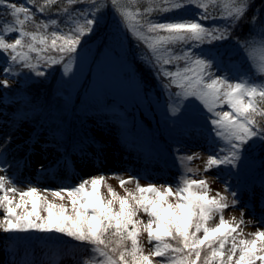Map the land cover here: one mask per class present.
Listing matches in <instances>:
<instances>
[{"label": "snow or ice", "instance_id": "1", "mask_svg": "<svg viewBox=\"0 0 264 264\" xmlns=\"http://www.w3.org/2000/svg\"><path fill=\"white\" fill-rule=\"evenodd\" d=\"M0 8L7 17H0V53L7 65L0 70L6 77L0 88L10 89L7 77L24 70L39 78L61 65L65 75L71 73L84 38L109 10L143 46L145 63L162 88L171 91L169 115L183 112L195 120L198 108L215 145L203 168L193 167L202 153L174 149L179 171L172 182L141 184L139 175L125 179L112 173L121 177V194L103 173L56 188L31 182L22 187L7 174L4 149L11 137H6L0 144V232L75 241L90 253L80 264H264V227L245 231L264 225V215L245 219V203L239 217L226 219L225 211L242 201L227 183L213 189L206 175L238 167L252 142L264 145V0L259 8L255 0H0ZM190 8L196 9L194 16L181 15ZM217 20L222 23H208ZM243 22L249 32L236 44L253 71L233 79L216 71L223 56L205 45L231 40ZM51 167L66 172L68 165L58 159ZM40 169L47 171L44 165ZM145 234L147 253L141 243Z\"/></svg>", "mask_w": 264, "mask_h": 264}, {"label": "rangeland", "instance_id": "2", "mask_svg": "<svg viewBox=\"0 0 264 264\" xmlns=\"http://www.w3.org/2000/svg\"><path fill=\"white\" fill-rule=\"evenodd\" d=\"M187 15L192 17L193 13ZM7 38L14 39L15 33ZM0 59L5 60V54L0 53ZM3 68L0 63V70ZM216 71L226 75L221 69L217 68ZM84 75L83 71H79L70 76H63L56 87L57 94L51 98L53 108H41V111L30 113L22 110L26 107V97L20 86V77H7L13 86L10 89L0 88V101L6 99L0 112V144L4 143L6 137H11L10 143L4 149L9 166L7 174L22 187L31 182L41 188H56L61 183L74 184L82 178L101 173L109 176L107 183L121 194L124 193L119 179H126L129 175H139L141 184L172 182L179 171L174 158V149L177 148L182 153H202V159L193 161V167L198 165L203 168V160L211 154L215 145L212 144L203 116L198 115V108L194 109L200 117L198 119H190L182 112L181 115L172 117L173 121L157 125L155 113L170 116L166 107L156 104L152 108L146 104L136 84L130 85L124 77L120 64L109 58L96 65L91 86L76 106L75 92ZM4 78L5 75L0 71V79ZM108 103L111 105H107ZM113 105H116L115 110ZM120 107L129 111L130 117L117 114L116 111ZM223 110H228L227 106ZM141 112L150 118L154 127L168 126L169 129L183 130L168 132L167 143L171 146L167 151L168 155L159 153V157L158 151L151 152L153 144L160 142L155 133H144L142 130ZM134 123L138 125L135 133L144 140L145 145L128 148V140L123 133L124 127ZM184 123H190L192 126H182ZM199 125L206 131L200 133L194 130L195 126ZM65 152L70 154L73 163L78 164V170L74 169L72 172L70 163H67L66 172L63 167L59 172L51 167ZM40 165H44L47 171H41ZM112 173H120L121 177L112 178ZM206 175L214 181L213 189L223 190L227 183L230 190L236 191L242 201L239 207L225 211L226 219L233 215L239 217V209L245 203L248 205L245 219L256 221L264 215V146L259 140L252 142L246 149L238 167H226L219 172L213 170ZM238 177L247 184L237 189L233 184ZM127 187L132 188L134 185ZM104 191L106 192V189ZM49 199L52 197L49 196ZM55 202L68 203L67 200ZM257 226L264 227L254 224L245 228V231H255ZM39 235L44 236L35 232H0V264H22L25 260L32 264H80L83 258L90 255L84 246L75 241L62 237L41 238ZM141 243L147 253L151 245L147 243L146 234L141 237Z\"/></svg>", "mask_w": 264, "mask_h": 264}, {"label": "trees", "instance_id": "3", "mask_svg": "<svg viewBox=\"0 0 264 264\" xmlns=\"http://www.w3.org/2000/svg\"><path fill=\"white\" fill-rule=\"evenodd\" d=\"M255 5L260 7V0H255ZM222 7V4L219 5ZM76 7H81L77 5ZM196 9H188L181 13V15L188 16L187 13H193L195 15ZM251 15V13H249ZM261 17L264 18V13H260ZM0 17H4L6 14L4 10L0 8ZM52 18H55L54 16ZM169 17L164 16L161 19L167 20ZM37 20L41 19V15L37 14ZM208 23H222L221 21H208ZM29 30H31V25L28 26ZM249 25L247 22L241 23L239 27H235L232 31V39L226 42H218L214 46L205 45V49L207 50L209 47L212 48V51L215 53L219 51L223 56V60L220 63L218 69H221L222 72L228 76H232L237 78L245 73H251L253 69L250 67L249 62L246 60L244 54L240 51L236 44V38L239 37L243 39L248 35ZM54 54V53H53ZM35 55V54H33ZM115 59L122 68V73H124V77L128 80L130 85L136 84L137 88L142 92L143 99L146 104L151 106H165L168 100V97L171 95V91L162 88L161 80L153 74V71L147 66L145 63V53L143 50V46L138 44L136 39L132 37L128 32H126L117 22V17L109 10H105L103 13V18L100 21L99 26L95 29L94 33L90 36L84 38V42L82 44L81 49L79 50L78 56L76 57V61L73 67V70L68 75H65L61 65L55 66L53 69L49 70V74L46 77H34L24 70L22 75L19 77L20 86L25 92L26 97V107L22 110L26 113H30L31 111H41L43 109H49L52 107L51 98H53L57 92L56 87L62 81L63 76H70L74 72L83 71L85 75L80 80V84L78 86L77 91L75 92V105L78 106L81 101V97L85 92H88V89L91 86V81L93 77V72L96 65L102 64L104 59ZM0 63L3 64V67H6V60H1ZM19 70L18 68L14 69V71ZM166 82V81H165ZM175 89H173L174 91ZM6 99L0 101V112H2L3 104L6 102ZM8 104V103H7ZM6 104V105H7ZM107 105H111L108 103ZM112 108L115 110L116 105H113ZM21 115V111L18 112ZM117 114H122L124 116L130 117V112L120 107ZM198 115L203 116V112H198ZM156 119L158 120V124H166L170 121H173L171 116H167L165 114H156ZM140 119L142 120V130L144 133L148 131L150 134L155 133V136L158 138L160 143L153 144V150L151 152L163 153L168 155V149L171 146L167 143V137L169 131H182L181 129L174 128L169 129L167 127H155L152 125V122L143 112L140 114ZM19 120V115H18ZM189 122V121H188ZM19 123V122H18ZM36 125V124H35ZM182 126H192L190 123L181 124ZM137 124H126L124 127V136L127 138L126 147H140L145 145L144 140L139 138L135 129L137 128ZM180 127V126H179ZM198 132H205L206 129L202 127L195 126V129ZM154 135V134H153ZM264 146V145H263ZM66 153V152H65ZM60 157L62 160H66L67 163L71 164V168L78 170V164L73 163L72 157L69 153H66ZM150 170V169H149ZM240 177L237 178L236 183L233 184L234 188H240L241 185L247 184L240 181ZM246 181V180H245ZM255 185V184H254ZM258 186V185H255ZM259 187V186H258ZM264 188V185H262ZM239 192V191H238ZM41 238L49 237L44 234L39 235ZM69 240V239H68Z\"/></svg>", "mask_w": 264, "mask_h": 264}]
</instances>
